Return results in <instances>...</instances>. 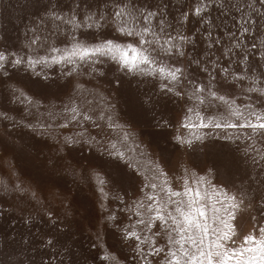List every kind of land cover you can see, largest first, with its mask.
<instances>
[{
    "label": "snow or ice",
    "instance_id": "snow-or-ice-1",
    "mask_svg": "<svg viewBox=\"0 0 264 264\" xmlns=\"http://www.w3.org/2000/svg\"><path fill=\"white\" fill-rule=\"evenodd\" d=\"M18 2L33 19L20 46L0 33V122L52 141L63 155L44 166L91 188L99 215L85 246L91 212L76 219L70 189L54 207L0 179L28 203L22 229H0V264H264V0ZM81 77H104L126 110ZM145 118L178 148L230 151L170 176L133 131Z\"/></svg>",
    "mask_w": 264,
    "mask_h": 264
},
{
    "label": "rangeland",
    "instance_id": "rangeland-1",
    "mask_svg": "<svg viewBox=\"0 0 264 264\" xmlns=\"http://www.w3.org/2000/svg\"><path fill=\"white\" fill-rule=\"evenodd\" d=\"M32 11L33 9L22 8L18 0H0V33L5 36L10 44L14 46L22 44L24 40L22 33L27 30L25 25H29L33 19ZM192 26L194 25H189V27ZM205 48V45L198 42V47L193 51V55H199ZM189 70L192 71V69ZM105 73L107 79L112 78L110 71L106 69ZM64 82L66 83V81ZM80 82L89 90L111 96L117 109L126 110L124 99L111 91L104 77H81ZM6 107L15 108V106ZM168 107L167 115L171 117L173 105ZM11 115L16 116L17 119L22 117V114L16 111H13ZM133 131L143 141L147 152L159 161L170 176H178L182 167L200 172L202 168L210 167L215 162L217 153L230 151L228 146L219 147L220 144H226L224 141L215 142L217 148L213 149L211 154L208 150L197 151L195 149L178 148L167 135L153 129L148 123V118L138 121L134 125ZM231 148H235V145H231ZM57 155H63V153L56 152V147L52 141L44 142L40 137L29 133L27 129L9 128L7 122H0V179L8 184L19 180L25 187L38 192L41 197H47L45 202H51L54 207H59V204L53 193L59 194L62 190L70 189V199L75 201L77 209L76 219L79 220L83 217L86 210L91 212L88 219L81 221L84 228L83 235L78 233L75 237L77 240H83L85 246H87L88 237L95 232L90 221L95 222V217L99 215L95 212L96 197L87 185L82 184L79 188L74 186L72 177L67 173H53L44 166V161L47 158L56 157ZM237 156H239V153H237ZM87 166L88 162L84 161V167ZM80 171L82 172L83 168ZM129 195H132L131 188H129ZM0 199L6 201V206L11 210L7 219L0 218V229L9 228L11 226L10 220L17 228L22 229L23 225L20 222L21 209L28 208L27 201L11 192L0 194ZM108 206L110 208L119 207L115 202H109ZM239 224L241 229L246 231L249 227L247 216L242 217Z\"/></svg>",
    "mask_w": 264,
    "mask_h": 264
}]
</instances>
